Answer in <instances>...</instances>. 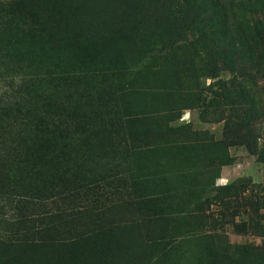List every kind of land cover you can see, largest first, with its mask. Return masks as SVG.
<instances>
[{
    "label": "rangeland",
    "instance_id": "1",
    "mask_svg": "<svg viewBox=\"0 0 264 264\" xmlns=\"http://www.w3.org/2000/svg\"><path fill=\"white\" fill-rule=\"evenodd\" d=\"M184 1L0 0V264H264V0Z\"/></svg>",
    "mask_w": 264,
    "mask_h": 264
},
{
    "label": "trees",
    "instance_id": "2",
    "mask_svg": "<svg viewBox=\"0 0 264 264\" xmlns=\"http://www.w3.org/2000/svg\"><path fill=\"white\" fill-rule=\"evenodd\" d=\"M231 2H234L235 0H230ZM187 8H192L193 10H198L200 18L202 16H205L206 20H210L213 13L222 5V0H187L184 1ZM227 35L224 34L223 37H226ZM162 53V51L154 52L151 55V58L155 59L157 56H159Z\"/></svg>",
    "mask_w": 264,
    "mask_h": 264
}]
</instances>
